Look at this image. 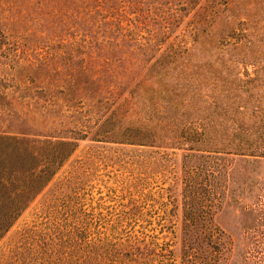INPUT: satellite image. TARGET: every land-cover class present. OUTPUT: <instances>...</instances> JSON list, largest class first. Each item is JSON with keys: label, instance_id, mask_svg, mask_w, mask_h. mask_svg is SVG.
Segmentation results:
<instances>
[{"label": "rangeland", "instance_id": "obj_1", "mask_svg": "<svg viewBox=\"0 0 264 264\" xmlns=\"http://www.w3.org/2000/svg\"><path fill=\"white\" fill-rule=\"evenodd\" d=\"M123 1L109 17L117 0H0V136L29 140L38 167L63 150L48 141L76 143L0 236V264H112L164 204L179 264L182 153L198 143L173 133L264 130V0ZM143 129L159 143L136 144ZM228 157L221 263L264 264V157Z\"/></svg>", "mask_w": 264, "mask_h": 264}, {"label": "trees", "instance_id": "obj_2", "mask_svg": "<svg viewBox=\"0 0 264 264\" xmlns=\"http://www.w3.org/2000/svg\"><path fill=\"white\" fill-rule=\"evenodd\" d=\"M110 7V6H108ZM128 2L117 0L114 12L124 13ZM111 12V11H110ZM261 125L264 127V110L261 111ZM224 133L226 143L220 145H205V140L197 137L191 139L190 133H173L186 144L190 142L198 145L183 147V175L181 188V243L178 252L179 264H222L225 255L230 250V240L225 233L214 223L213 215L220 205L221 191H217L215 180L223 176L224 168L229 155H249L264 157V130L257 131L258 141L237 139L239 131L236 128ZM243 133H241L242 135ZM138 145L151 147L159 143L158 133L152 129H143L138 132ZM168 138V137H167ZM132 143L131 139H128ZM249 141V142H248ZM62 147L58 161L38 167L33 161L36 154L29 140L17 137L0 136V207L5 202V184L15 181L14 188L19 189L9 197V207L0 211V236L13 222L27 203L37 194L44 184L76 147L73 140L58 138L48 141ZM166 142V141H165ZM35 153V154H34ZM6 166V167H5ZM46 166V167H45ZM45 167V169H44ZM45 175H38L40 171ZM28 174L20 178L15 173ZM223 187V183H222ZM21 189V190H20ZM5 211L8 213L5 215ZM169 210L166 206L157 207L149 212L150 226L139 231V235L130 239L127 235L123 243L122 253L114 256L112 264H139L150 262L153 264H174L175 255L170 240L166 239L171 232V223L168 219ZM220 262V263H219Z\"/></svg>", "mask_w": 264, "mask_h": 264}]
</instances>
